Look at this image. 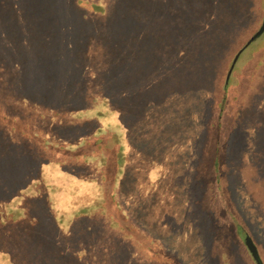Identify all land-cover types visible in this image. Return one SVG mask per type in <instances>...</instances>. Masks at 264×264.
<instances>
[{"label": "rangeland", "instance_id": "rangeland-1", "mask_svg": "<svg viewBox=\"0 0 264 264\" xmlns=\"http://www.w3.org/2000/svg\"><path fill=\"white\" fill-rule=\"evenodd\" d=\"M88 1L95 3L93 12L80 6L82 0H0V96L7 109L20 116L29 111L24 99L36 109L72 111L86 104L78 86L87 67L101 70L105 83L116 76L121 96L108 105L120 108L126 138V164L120 174L123 205H114L111 196L101 202L97 174L89 166L49 165L38 175L37 152L0 128V203L8 209L31 196L29 211L37 215L33 225L12 219L0 226V254L6 252L2 244L7 241L12 246L8 252L17 254L11 263L37 264L29 246H38L42 255L52 242L51 249L60 245L77 250L61 264H255L246 239L264 255V60L253 91L248 79L260 59L254 49H264V32L240 53L229 78L237 86L230 87L234 97L221 130L219 172L211 166L215 152L209 147L206 121L218 114L219 126L221 83L235 53L260 26L264 0H216L214 9L231 11L234 23L208 18L203 31L198 30L204 24L198 13L190 12L193 5L205 9L208 0ZM184 35L198 42L195 55L186 49ZM181 46L187 51L180 52ZM83 61L88 63L80 68L77 63ZM93 80L104 91L98 86L100 77ZM49 84L54 91L45 90ZM245 84L247 92L252 91L249 97ZM35 120L51 122L42 112ZM90 129L91 124L53 126L67 141ZM214 130L217 143L220 133ZM112 149L109 143L108 151ZM58 182L67 196L78 186L77 193L85 196L74 206L89 207L66 229H56L48 220L44 192ZM29 189L33 194L28 196ZM220 190L250 235L239 225L233 234L218 208ZM37 240L39 245L34 244Z\"/></svg>", "mask_w": 264, "mask_h": 264}, {"label": "trees", "instance_id": "trees-1", "mask_svg": "<svg viewBox=\"0 0 264 264\" xmlns=\"http://www.w3.org/2000/svg\"><path fill=\"white\" fill-rule=\"evenodd\" d=\"M82 1L83 4L79 3L80 6L84 7V9L89 12H93L92 11L93 9H91V7L94 6L95 3L88 0H82ZM212 5L213 6L219 5L218 1L208 0L207 4L205 5V9L200 8L199 4L193 5V9L190 13L191 14L198 13V16H200V19L204 23V24L202 23L200 24L198 28L199 31H203L204 26L205 27L207 26L208 18L210 19L218 16V19L223 23L226 24L234 23V21L231 20L232 17H230L231 11L224 10L223 14H221L218 13V10L214 9L215 7H213ZM84 15L87 14L84 13ZM196 35L198 36V34ZM184 37L185 40H187L186 43L189 42V46L186 49H188V52H190V54L194 53L195 55L196 52L200 50V48L195 45L198 42L193 40L192 37H190L189 35H184ZM182 46L179 48V51L180 52L187 51L185 47ZM203 49L204 50L206 49V45H203ZM143 50L148 52V49H143ZM79 53L85 54L84 51H80ZM253 53L259 55L260 59L254 65V67H251V70H249L251 75L249 76V79L247 77L248 81L250 82L251 80V83H253L251 86L252 91L255 89L254 87H256L257 85L255 84L256 79L254 81V76L257 75V68L263 63L264 57L262 58V56L264 55V49H262L261 46H258L254 49ZM82 63L80 64L77 63V65L81 68L82 66H86L88 62L83 61ZM113 65H114L113 68L116 69L117 68L116 64ZM59 66L61 68H64L62 64H60ZM100 68L102 69V67ZM108 68L109 67L107 64V69ZM88 69L89 68L87 67L82 85L80 83L78 86L81 88L80 97H82L83 101L86 103L85 106H76L72 111H66V112H59L56 109H53L52 111L51 110L48 111L47 109H42L41 107H38L36 109V106L31 101H29L28 99H24L23 106L27 110L29 109V111L25 112V116H20L18 114H12L5 106L0 96V128L12 133L14 138H17L16 142L18 143H22V140H25L27 143H29L31 148H33L37 152L35 153L38 156V160L40 164L38 175H44V173H46V169H47L46 167H48L49 165H54L62 169H67L66 167L76 166L77 164H79L80 166L81 165L89 166V168L93 169L97 174L96 175L97 183L95 189H97L96 192L99 191L98 195L99 198H101V202H103V200L105 202H108L109 196H111L113 200V204L116 205L117 207H120L121 209V205H123L124 196L120 192L122 186L120 180V174L122 173L123 166L126 164V157H127L126 147H125L126 138L122 137L120 108H118L117 106L113 107L108 105L110 99L117 100L120 98L121 90L119 86L116 85L117 84L116 76L112 75L108 77L105 83V81H103L102 77L99 74L101 70L96 72V70L94 69V71L92 72V71H88ZM232 71L233 70H231L230 75L228 77L226 74L225 81L221 83L220 94H219L220 95L219 102L221 104L219 106V109L217 107V111L219 112V116L221 117V119L219 120V126L217 124L218 114H215L213 117H209V120L206 121V125L209 128V135L211 134L209 147L215 152L214 153L215 159L212 161L211 166L213 170L216 172H219L221 169L220 159L217 157V155L224 145V137L221 136V130L226 124V119L227 116L229 115L228 108L234 97V92L231 90L230 87L235 89V86H237V84L233 83L231 79H229L232 76ZM90 74H93V77H90ZM83 75H84V70L82 71L81 77ZM97 76L100 77V82H98V86L103 87L104 91H101V89H99L100 87L97 89V82L95 81L94 83L93 79L97 78ZM80 78L78 80H80ZM158 78H160V76ZM104 80L106 79L104 78ZM246 86L247 84L244 85L243 90L245 95L249 97L252 94V91L247 92ZM55 88L56 87L53 84H49L46 85L45 90L54 91ZM106 92L110 93L111 96H107ZM40 112L47 115L51 122L44 123L42 121L38 122L37 120H35L36 114H40ZM30 115H33L34 118ZM211 119L212 120L214 119L213 122L215 127L213 126V128L210 125ZM54 124H66L71 127H80L82 125L90 126L91 124V129L86 133L77 132L79 135L76 141H67L66 139H62L55 134V131L53 130ZM214 128L219 129L218 131L220 133L218 136L217 143H214L213 141V133L215 131ZM109 143H111L114 148L112 149V152L108 151ZM76 177L80 178L83 176L79 175ZM42 178L43 177L39 176L40 180ZM216 185L218 186V181L216 182ZM77 187L78 186L75 187V191L70 196H67V194L63 191V186H61L59 182L55 186L47 185L48 189L44 193L47 198L46 199V205L48 208L47 213L50 215L48 220L51 223L52 227H55L56 229L69 228L71 224V219L74 216H79L85 213V211L89 209V207H87L85 204L79 205L78 207L74 206V203L75 204L77 203L76 202L77 199L80 200L85 196L83 194L77 193L78 192ZM28 192H30V189L28 190ZM32 194L33 193L30 192L28 193V196ZM219 194L221 197V202L219 201L218 198V202H219L218 208H220L221 212L226 214L225 221H227L232 225L233 234H235L234 230L239 225V227L244 228L242 230L245 231L246 235H250L249 229H247V227L242 223L240 216L237 214L236 211L230 208L231 205L230 206L228 205L227 198L224 192L220 190ZM74 196L75 198H73ZM30 197H28V199ZM20 199L21 200H19L18 202H14V205L12 207H9L8 209L4 208L0 203V226H5L12 219L15 221L17 219L25 220L26 224L29 225H33V221H35L36 223L37 215L29 211V209L31 210L32 208L33 201H30L27 198H20ZM61 200H66L64 203H62L64 204L62 206H60ZM123 218L125 220L128 219L125 216H123ZM128 222L132 226L136 227L129 219ZM145 236L146 238L151 239L150 235H145ZM38 237H39V231H38ZM38 240L34 242V244L39 245ZM151 243L153 244V246L157 245L158 250H161L155 241L151 240ZM10 244L11 243H7V241L6 243L5 241L3 242L2 247L5 249L6 252L2 255L0 254V264H13L11 263V258L16 257L17 254H15L14 252H8V250L11 251L12 249V246L10 247ZM52 244H53L52 242L49 245L47 243L48 250L43 252L42 255L39 254L40 248L38 246L35 245L32 246L33 250L29 246L30 251L33 252L34 254L33 255L34 257H32V261L33 259H35V261L37 260L38 261L37 264H61L62 262L60 261H62V258H66L69 254H73V253H74L73 256L76 255L77 252L76 249L72 248L69 249V251L63 250L60 247V245L56 249H51L50 245ZM256 248L258 252L257 258L262 264H264V257H263L264 255L261 253V250H259L258 247ZM142 250L145 252L143 248ZM13 251H18V249H14ZM56 257L60 260L55 259ZM148 257H150V255ZM168 260L169 262H174L172 257H169Z\"/></svg>", "mask_w": 264, "mask_h": 264}, {"label": "water", "instance_id": "water-1", "mask_svg": "<svg viewBox=\"0 0 264 264\" xmlns=\"http://www.w3.org/2000/svg\"><path fill=\"white\" fill-rule=\"evenodd\" d=\"M262 32H264V16H263V19H262L261 24L258 27V29L247 39V41L244 43V45L235 53V55L232 59V62L230 64L229 70L227 72V77L230 75V72H231L232 68L234 67V64L237 61L240 53L244 50V48H246ZM246 246H247L248 250L250 251V253L252 254L253 258L256 260V263L261 264V262L257 258L258 252H257L256 246L254 245V243L252 242L251 239H246Z\"/></svg>", "mask_w": 264, "mask_h": 264}, {"label": "flooded vegetation", "instance_id": "flooded-vegetation-1", "mask_svg": "<svg viewBox=\"0 0 264 264\" xmlns=\"http://www.w3.org/2000/svg\"><path fill=\"white\" fill-rule=\"evenodd\" d=\"M252 258H253V256H252ZM253 260H254V258H253ZM254 261H256V260H254ZM255 264H257L256 262H255ZM262 264V263H261Z\"/></svg>", "mask_w": 264, "mask_h": 264}]
</instances>
